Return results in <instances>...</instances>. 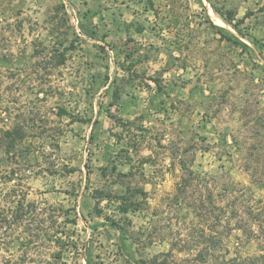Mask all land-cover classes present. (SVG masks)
Listing matches in <instances>:
<instances>
[{"label": "rangeland", "instance_id": "obj_1", "mask_svg": "<svg viewBox=\"0 0 264 264\" xmlns=\"http://www.w3.org/2000/svg\"><path fill=\"white\" fill-rule=\"evenodd\" d=\"M14 130L0 264H202L211 233L234 252L236 225L264 221V0H0ZM179 161L211 197L174 202Z\"/></svg>", "mask_w": 264, "mask_h": 264}, {"label": "trees", "instance_id": "obj_2", "mask_svg": "<svg viewBox=\"0 0 264 264\" xmlns=\"http://www.w3.org/2000/svg\"><path fill=\"white\" fill-rule=\"evenodd\" d=\"M228 22L232 21L231 17H228ZM156 82V81H155ZM24 139V134L21 132L16 133V130L14 131H0V150H2L5 154L9 155L11 152L15 150V144L16 141H21ZM180 170L182 173V176L180 177L179 182L176 184V189L174 193V202H179L180 200H184L186 198V195L192 187L197 188L199 185L204 186V188L208 192V196L211 197V190L209 187V179L208 175H200L194 171H192L185 162L179 161ZM10 182V181H8ZM22 192V191H21ZM225 193L227 194V189L225 190ZM7 196L12 197L13 199L18 198L15 203V211H22L23 208L27 207V205L24 204L25 202V195H21V193H17L14 189L7 191L5 193ZM128 206L122 207L123 213L128 212H134V208H130ZM227 205L223 208V213L227 214ZM229 215V214H228ZM230 217L227 218L226 216V222L225 227H223V233H224V239H228L230 237V234L235 230H238L244 239L237 241L235 245L234 252L231 253V251L227 248L224 242L216 241V238L210 234L208 237V241L206 243V251L211 252L216 250L215 248H219V251L221 250V256L215 257L210 259L209 261L202 260V264H264V226L262 225L264 221L259 218L255 221L257 232H253L251 228L246 227L245 225L238 224L234 225V227H231L229 225ZM7 224L10 227V224H13L10 219H0V225ZM3 228V227H1ZM211 231V230H210ZM254 240H261L262 245L258 243V254L257 255H249L242 257L240 253V249L243 244H247L249 242H252ZM219 246V247H218ZM233 254V255H232ZM231 255V257H230ZM8 264H11V261L7 262Z\"/></svg>", "mask_w": 264, "mask_h": 264}]
</instances>
